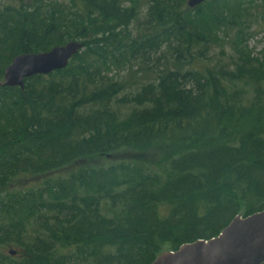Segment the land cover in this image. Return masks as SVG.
<instances>
[{"label":"trees","instance_id":"obj_1","mask_svg":"<svg viewBox=\"0 0 264 264\" xmlns=\"http://www.w3.org/2000/svg\"><path fill=\"white\" fill-rule=\"evenodd\" d=\"M259 7L0 6V82L19 54L83 43L66 68L0 85V264H151L264 210Z\"/></svg>","mask_w":264,"mask_h":264},{"label":"water","instance_id":"obj_2","mask_svg":"<svg viewBox=\"0 0 264 264\" xmlns=\"http://www.w3.org/2000/svg\"><path fill=\"white\" fill-rule=\"evenodd\" d=\"M207 0H187L195 8ZM83 48L80 41H68L48 51L15 56L4 70L0 85L25 86V79L64 69ZM15 255L16 251L9 250ZM264 210L249 216H236L218 236L183 244L178 250H164L151 264H263Z\"/></svg>","mask_w":264,"mask_h":264},{"label":"rangeland","instance_id":"obj_3","mask_svg":"<svg viewBox=\"0 0 264 264\" xmlns=\"http://www.w3.org/2000/svg\"><path fill=\"white\" fill-rule=\"evenodd\" d=\"M31 1L32 0H0V6L9 5V4L17 6L20 5V3L21 4L31 3ZM255 1L257 2V6L259 10L262 12L263 9L259 6H261V4L264 3V0H255ZM261 15H258V18L255 19L257 20V22H254L251 30L252 31L251 36L248 39V45L251 49L254 50L255 53L264 52V19L261 17ZM217 50H219V47L217 48ZM138 154L140 153H136V155Z\"/></svg>","mask_w":264,"mask_h":264}]
</instances>
